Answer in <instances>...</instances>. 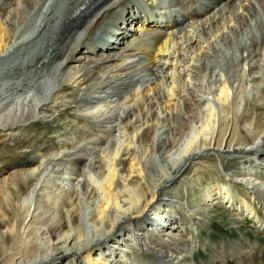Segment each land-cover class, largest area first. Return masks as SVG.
I'll list each match as a JSON object with an SVG mask.
<instances>
[{
  "label": "rangeland",
  "instance_id": "rangeland-1",
  "mask_svg": "<svg viewBox=\"0 0 264 264\" xmlns=\"http://www.w3.org/2000/svg\"><path fill=\"white\" fill-rule=\"evenodd\" d=\"M77 1L79 2L80 0H0V16L6 29L7 42L9 41V45L3 51L4 53H0V189L2 185L6 187L7 183H10L9 186L12 184L10 181L18 175V173L16 174V170H25V168L41 165V170H45L44 174H42V181L46 185L47 183L51 184L47 188L48 190L45 189V191L52 190L55 193L56 191L59 192L60 189L58 188V190L51 183L54 175L53 172L56 170L60 172L59 180L62 178L60 181H57L59 183L62 181L60 185L63 186V190L67 191V194H70L68 200L65 198V203L72 207L74 205L72 201L76 200L77 203L80 202L84 223L92 226L95 221L94 214L97 202L100 199V194H98L100 191L91 198L88 197V193L91 190L93 194L92 185L100 182V176L104 171V167L91 170L90 172L94 178L92 177L87 181L89 183L86 184L85 188L81 189L77 186L79 180H77L76 173L69 169V167L73 168L74 164L72 163L71 166V163L67 164L66 162H70V160L75 161L78 157H85L88 153L97 156V160L98 157L101 160L107 157L106 161L109 162L114 155L113 153H116L117 149H119V142L122 144L120 147L124 149L123 140L129 136V131H127L129 129L126 130V135L121 132L123 131L122 128L119 129L125 121L124 118H126L124 117V113L122 119H120L119 113L123 111L121 107L122 103L127 102V97L132 98L133 95L139 94L141 99L138 100L139 102H136L137 104L135 103L136 105H133L135 108L132 106L139 113V117L136 116L134 121L137 125L142 124V130L149 127L153 123L155 114L162 113V110L165 109L166 92H168V83L171 78L163 77L162 81V78L155 77L153 74L155 67H152L149 62L151 55L142 52L141 54L139 53L141 59L134 57L133 60L127 59L125 61L124 64L127 63L126 66H133L135 64L137 66L130 69V74L128 73L124 77L121 76V79L117 76L119 72L117 71L112 72L113 74H110L112 77L107 79L106 77L109 72H107L108 74L100 73V79L89 82L88 86H82V80L79 77L81 72L66 80L64 67L68 62V57H77L78 54L83 52L82 50L76 51L77 45L82 41H88V37L89 40L91 37L94 39L98 37L97 39H100V35H106L104 28L109 29L113 26L112 23H109L113 18L108 17L100 24L99 17L106 10L109 11L113 6L115 7L119 4V1L121 2V0H93L88 7L82 10V16L77 19V23L75 24V21H66V18L70 14L71 9L78 3ZM134 1L136 2V0ZM258 1H253L256 2V8L252 13L254 20L256 19V23L255 21H252V23L247 22L243 26L236 24L238 23L236 22V17L229 18L230 12H227L228 8L224 5L225 3L216 5L212 0H200L201 4L200 2H190L191 10L194 9L196 11L201 8L211 10L209 13L194 19V22H198L199 24L197 26V28L199 27L198 29L201 28V30L205 29L208 31L213 27L214 23L218 22L219 27L223 23L230 26L236 25L231 27L229 25L228 27L225 26V30L218 36L212 37L211 40L207 39L210 36L207 34L208 32L203 31L202 35L198 32L201 37L197 38L198 40L193 44L197 45V47L204 45L206 51L210 53L209 55L213 56L212 62H209L208 66L202 67L198 76L200 78L201 92L199 94L203 96V99L208 100V105L206 106H202V104L195 105V107L201 110V115L196 116L194 112H189L185 115L186 119L188 117L185 127L179 133H174L173 125L176 123H173V121L177 108L179 110L181 107L182 111L185 106V100L183 101L180 98L177 108L173 109L169 114L161 115L162 119L160 122L162 124L158 128L157 134L154 135V142L153 144L151 143L148 150L145 151L140 144L141 146L135 148V152L133 149L130 151L133 155L136 153L141 158V166L145 168H143V171H145V176L149 179H146L148 182L152 183V180L158 179V175H160L159 163L162 162L163 158L167 156L170 158L169 154L175 156V151L177 153L180 152L181 149L187 146L189 141L194 140L199 133L197 131L202 128L208 117L211 105L217 109L219 117L223 115V102L216 100V96L219 87L224 82L229 83L232 88L231 101L233 108L238 104L236 101L240 100L238 99L239 86L243 85L244 87L245 85H249L243 89L245 94H248L250 98L247 103L246 100L243 101L245 105H242L240 113H246L243 110L247 108L248 112L245 115L247 121L251 119L258 121L262 117L260 116L261 105H257L258 101L255 100L253 95L255 93L256 97L259 96L254 91L253 78L261 75L255 71L261 70L260 64L262 63L264 51V30L261 31L259 29L260 27L264 29V9L261 6L264 1ZM137 2L142 5H140L141 7H146V10L150 8L158 9L157 7L150 6V3L156 2L155 0H137ZM135 6L137 7L136 4ZM177 6L182 11V6L177 0H170L169 7H165V12L171 10L169 14L172 13L173 17L180 18L182 15L181 12L178 13ZM117 8L115 7L116 10ZM116 10L113 13H116ZM201 12L192 14L200 15ZM259 12L261 16L258 15ZM112 15L114 14L111 13ZM227 16L228 18L226 19ZM228 19H231V24L228 23L230 22ZM99 24L101 25L100 27ZM257 25L259 26L257 27ZM135 27L133 26V29H136ZM148 29L150 33H147L150 34L149 36H152L156 28L148 27ZM165 29H160V32H165ZM188 29L192 28L183 26L180 30L188 31ZM214 30H216L215 27ZM178 35H181V33H178ZM84 45V49L91 47L87 43H84ZM214 47H220V54L217 53L218 56L215 57L214 55L216 54L213 53ZM186 49L188 51L184 54V59H188L192 55L190 53L192 50L189 46ZM72 52L73 54H71ZM247 53H252L251 56L253 57L256 54L257 56L251 61L247 58ZM201 62L203 60L195 64L197 65ZM247 65H249L248 70L245 69ZM167 71L163 70V72ZM172 77H175V75ZM180 78L181 81H184L182 75H180ZM256 79L258 78L256 77ZM129 80H131L130 86L121 92L119 96L111 97V90L116 88L121 81L129 82ZM249 81H251V84H249ZM160 82L161 84L158 85ZM182 83L184 87V82ZM155 86L157 89L151 90L152 92L149 91V98L146 97L144 99L145 97L143 96L146 95V90L152 89ZM189 87L191 86L185 87L184 93L181 94L188 95ZM97 102L99 104L97 106L100 107L98 109L94 106ZM137 118H139L138 122L136 121ZM109 132L112 134L110 135ZM245 134L250 135L247 131ZM122 135L125 136L122 137ZM140 135L138 136L140 137ZM140 138H143V135ZM204 139L198 136L195 138L197 143L200 144L204 142ZM248 141L251 142L252 137ZM167 143H171V146H169V148H173L171 153L168 152L169 148H166ZM123 151L127 152L129 150L125 149ZM205 153L203 155L207 158V164L203 166L199 161L203 157L201 155L199 157L196 156L197 159L191 160L193 161L192 163L190 161L188 169H183L184 172L181 175V180L175 186L176 191L173 190L175 192V194L173 193L175 197H173L177 199L173 201L176 203L175 206H178L171 211L176 215L189 219V221L192 220V216L189 213L193 212L190 209L194 205L195 198L201 194V190L211 180L215 179L217 175L222 181H226L222 172L223 168H219L221 162L236 176H240L242 174L241 168L244 166V162L242 163V161L248 160L251 157L247 156L248 154L244 152L238 155L235 152H229L226 159L222 157L219 159L216 155H212L210 150H206ZM192 154L190 153L185 158H182L180 163L184 164L188 159L190 160L193 156ZM129 155L127 154L125 157H129ZM102 165H106V163ZM95 166L97 167L96 163ZM181 166L179 168L182 171ZM261 171H264V169H260ZM212 174H216V176L209 178ZM255 175L258 178L254 180L256 183H251L250 181L248 182L250 183L249 185L246 183V188L239 184H236V186L230 185L233 190L236 188V190L238 189L237 191L242 192L243 189H246L251 193H255V196L260 197L261 195L264 197V179L259 177L258 174ZM235 179L240 183L241 177H235ZM172 182H166L163 185V190L167 191L169 186L172 187ZM243 182L245 181L243 180ZM91 183L93 184L91 185ZM18 185L20 186V182ZM27 188L28 186H24L22 193L27 192ZM133 188L134 186H131V189ZM163 190H159L161 194L157 193L158 196H162ZM11 192L14 197L16 192L14 193L12 190ZM78 193L81 194V199L75 197ZM169 199L172 200V198ZM220 200L217 197V200L209 206L211 208L201 213V216L204 214V218L200 221L199 225H194L193 222L192 224H185L186 230H183V232H186L187 236H190V241H192V245L187 252L190 255L189 259L192 262H196V264H264V213H261L260 210L262 206L259 208V205L255 204L256 218L247 215L241 219H237V215L234 214L235 211L228 207L226 209L223 203L219 202ZM70 201L73 205H71ZM4 205L8 207L6 203ZM153 211L154 208L151 204L146 211V213L150 214L148 217L151 221L161 216L159 212L153 214ZM3 218L4 216L0 210V221ZM237 242L244 243V246L248 247L242 253L232 256V258L224 254L219 257L215 256L216 254L219 255L220 249L218 246L223 249L227 244L230 246ZM135 252L140 255L146 254L145 249L141 251L137 248Z\"/></svg>",
  "mask_w": 264,
  "mask_h": 264
},
{
  "label": "bare ground",
  "instance_id": "bare-ground-1",
  "mask_svg": "<svg viewBox=\"0 0 264 264\" xmlns=\"http://www.w3.org/2000/svg\"><path fill=\"white\" fill-rule=\"evenodd\" d=\"M177 1L182 6V17L187 15V19H185L186 21L184 20V23L180 21L179 18L173 17L171 15L172 13L169 14L171 10L159 14L158 17H151L147 13L146 7H141L142 5L138 3L137 0L136 2L134 0L119 1V4L115 6L116 8L118 7L117 10L113 6L112 9L109 8L111 10H106L107 12H103L99 17L100 24L108 17L113 18L109 22L112 23L113 26L109 29L104 28L106 32L104 33L106 35H100V39L98 40H96L98 37L95 39L91 37L90 40L88 37V41H82L77 45L76 51L82 50L83 52L78 54L77 57H68V62L64 67L66 80L81 72L79 77L82 80V86H88L89 82L100 79L99 74L102 72L105 74L109 72V74L107 73V79L112 77V75H110L112 72L119 71L117 76L121 79V76L124 77V75L130 72V69L137 66L136 64L133 66H126L127 63H124L127 59L133 60L134 57L141 59L139 53H149L151 55L149 57V62L152 67H155L153 70L155 77L162 78V81L163 77L168 79L171 78L168 83V92H166V106L165 109L162 110V113L158 111L159 114H155L153 123L142 130V124L137 125L134 121L139 113L133 106L137 104L136 102H139L138 100L141 99V97L139 94L133 95L132 98L127 97V102L122 103L123 105L121 106L123 111L119 113L120 119H122L124 113V117H126L119 129L122 128L123 131L121 132L125 135L126 130L129 129L127 130L129 131V136L123 140V144L125 145L124 149L120 147L122 144L119 142V149H117L116 153H113L114 155L109 162L106 161L107 157L104 158V160L98 157L97 160V156L91 153H88L85 157H78L75 161L70 160V162H66L67 164L71 163V166L72 163L74 164V167H69V169L76 173L77 180H79L77 186L81 189L85 188L86 184L89 183L87 181L92 177L94 178L93 174L90 172L91 170L93 171L95 168L104 167V171L100 176V182L94 185L91 183L93 186V194L91 190L90 193H88V197L91 198L100 191L98 193L100 194V199L97 202L94 214L95 221L92 226L84 223L85 221L83 219L80 202L77 203L76 200L72 201L74 202L73 205L70 201L71 205H73L72 207L65 203V198L68 200L70 194H67V191L63 190V186L60 185L62 181L61 183L58 182L62 179L59 180L60 172L56 170L53 172L54 175L51 183L55 185L57 189L59 188L61 190L58 189L59 192L56 191L55 193L52 190L45 191L51 184L49 185V183H47L46 185L44 181H42V174H44L45 170H41V165L25 168V170L21 169L22 171L16 170L18 177L12 178L10 181L12 184L10 186V183H7L8 185L6 187L2 185L0 189V210L4 216L0 221V264H196V262H192V260L189 259L190 255L187 252L192 245V241H190V236L188 237L187 233H184L183 230H186L185 224L188 225L193 222L194 225H199L200 221L204 218V214L201 216V213L205 212L208 208L210 209L211 207L209 206L217 200V197L221 199L219 202L223 203L226 209L229 208L235 211L234 214L237 215V219H241L247 215L255 217V215H257L255 204H258L259 208L262 206L260 210L261 213H264L263 196H255V193H251L246 189L240 192L235 188L234 191L230 185L236 186V184H239L246 188L247 185L244 183L248 185L250 181L251 183H256L254 180L258 178L255 174H258L259 177L264 179V171H261L262 173L260 172V169H264V51L262 63L260 64L261 70L258 72L255 71L261 75L255 76L253 78L254 81L252 80L254 82V91L259 94V96L256 97L255 93H253L254 98L258 101L257 105H261L262 109L260 113L262 117H260L258 121H254L253 119L247 121L245 119V115L248 112L247 108L243 110L246 113H240L242 105H245L243 101L246 100L247 103L250 98L248 94H245L243 89L244 87L247 88L249 85H245L244 87L243 85L239 86L238 99L240 100L236 101L238 104L235 109L232 107L231 101L232 88L229 83L224 82V84L219 87L216 96V100L223 102L224 108L223 115L221 116L222 118L219 117L220 115L217 113V109L211 105L212 107L206 121L202 128L197 131L199 132L197 134L199 138H205L203 140L204 142L201 144L197 143L195 140L196 136L194 140L189 141L187 146L181 149L180 152L177 153V151H175V156L169 154L173 148L170 147V149L169 146H171V143H167L166 148H169V153L167 154H169L170 158L167 156L159 163L160 175H158L157 180H152V183L147 181L149 179L145 176V171H143L144 167L142 168L141 166V158H139L138 154L135 153L133 155V153L130 152L132 149L135 152V148L141 145L145 151L148 150L151 143L153 144L154 142V135L157 134L158 128H160L162 124L160 122L162 119L161 115L169 114L173 109L177 108L180 98H182L183 101L185 100V106L182 111L181 107L179 110L177 108L176 116L173 121V123H176L173 125L174 133H179V131L185 127L186 120L188 119V117L186 119V114L194 112L196 116L201 115V110L195 107V105H208V100L203 99V96L199 94L200 78L198 76L201 68L208 66L209 62H212L213 56L209 55L210 53L206 51L204 45L197 47V45L193 44L198 40L197 38L201 37L199 34L201 33L202 35L203 31L208 32L207 34L210 36L209 38L207 37V39L211 40L212 37L221 34L222 31L225 30V26L228 27L229 24L223 23L221 24L223 26L220 25L219 27L218 22L216 24L214 23L213 27L208 31L203 28V30H201V28L198 29L199 27L197 28V26L199 24L198 22H194V19L209 13L211 10L208 8H201L186 14L188 1L198 2L200 0ZM253 1L256 0H212L216 5L225 3L224 5L228 8V11H226L230 12L228 15L229 18L236 17V22H238L236 24L240 26L247 24V22L252 23V21L256 23V19L254 20V15L252 14L256 8V2ZM260 1L264 0H259L258 2ZM91 2H93V0H80L67 18L69 19V17H73V15L76 16L78 12L80 13L88 7ZM261 6L264 9V3H262ZM115 10L116 13H113ZM195 12L201 13L200 15L192 14ZM111 13L114 15L111 16ZM258 15L261 16L260 12ZM73 18L70 20H73ZM186 23L188 24L185 25ZM228 23L231 24L232 21ZM100 24L99 27L101 26ZM132 25L134 27L137 25L135 27L136 29H133ZM144 25L156 28L153 34V38L155 39L153 44H145L140 41L142 33L137 32L144 29ZM161 26H164L162 27L164 29L166 28L163 33L160 32V29H162L160 28ZM183 26H188L192 29H188L189 32L183 31L185 29L181 31L180 29ZM258 26L259 25H257V27ZM214 27L216 30H214ZM259 29L261 31L264 30L261 27ZM144 30L148 31L149 29L146 28ZM178 33H181V35H178ZM84 43L91 45V47H86L84 49ZM8 45L9 41L7 42L6 29L3 26L2 17L0 16V53H4L3 51ZM188 46L192 50L190 51L192 55H190L188 59L185 58L187 59L185 60L183 57L188 51L186 49ZM219 52L220 47H216L213 52L216 54L214 57L218 56L217 53ZM71 54H73V52ZM251 54L252 53H247V58L253 61L257 54L255 57L251 56ZM201 60H203V62L197 65L195 64L199 63ZM245 69L248 70L249 65H247ZM163 70L168 71L163 72ZM255 72L254 74H256ZM174 75L175 77H172ZM180 75L184 77V81L180 80ZM256 77L258 79H256ZM176 78L178 79L177 81ZM131 80H129V82L121 81L116 88L111 90V97L119 96L121 92L130 86ZM182 82H184V87ZM160 84L161 82L158 83V85ZM249 84H251V81H249ZM188 86H191L189 87V94L182 95L181 93H184L183 90L185 91V87L187 88ZM156 89V86L152 89H147L146 95L143 96L145 97L144 99L148 97L149 91ZM97 104L98 102L94 106L98 109L100 107L97 106ZM232 109L234 110L231 111ZM138 119L139 118L136 120L137 122ZM246 131L252 135L251 142L248 141L251 137L249 134H245ZM111 132H109L110 135L112 134ZM139 134L143 135V138H140L141 135L139 137ZM125 135H122V137ZM125 149L129 151H123ZM206 150H210L212 155H216L219 159L221 157L226 159V157H228L227 153L229 152H235L237 155L244 152L248 154H246L247 156L251 157L248 160L242 161V163L244 162V166L241 168L242 174L240 176H236L221 162L219 168H223L222 172L226 181H222L216 174H212L209 177L216 176L215 179L211 180L208 185L201 190V194L195 198L194 205H192L190 209V211L193 212L189 213L192 216V220L189 221V219L172 212L173 208L178 206H175L176 203L173 201L176 199L174 198V191H176L175 186L176 183L180 182L181 175L185 169H188L187 167L190 165L191 160L197 159V157L201 155L203 158H198L200 163H202L203 166L207 164V158L203 155L206 154ZM190 153H193L192 158L190 160L188 159L184 164H181L180 160ZM127 154H130L129 157H125ZM192 162L193 161H191V163ZM103 163H106V165H102ZM180 166L182 167V171L179 168ZM237 167L239 168V166ZM235 177H241L240 183ZM172 180L174 181L172 182ZM243 180L245 182L242 183L241 181ZM17 181L18 183L20 182L21 187L18 185ZM166 182H172V187L169 186L167 190H170L169 192L163 190V185ZM24 186H28L27 192L22 193V188ZM131 186H134V191H131L133 190ZM11 190L14 191V193L16 192L14 197L12 196ZM159 190H163L162 196H158L157 193H160ZM169 194L171 195L170 197ZM80 195L81 194L78 193L75 197L79 199ZM169 198H172V200ZM178 202L180 201L178 200ZM3 203H6L8 207H10H6ZM236 203H238V205H236ZM151 204L154 208L153 214L159 212L161 215L152 219V221L149 220L148 217L150 214L146 213ZM244 245V243L237 242L230 246L227 244L223 249L218 246L220 249L219 255L216 254L215 256L219 257L224 254L232 258V256L246 250L248 246L245 247ZM137 248L141 251L145 249L146 254L140 255L136 253L135 251Z\"/></svg>",
  "mask_w": 264,
  "mask_h": 264
}]
</instances>
